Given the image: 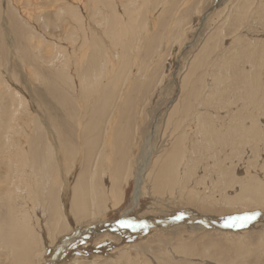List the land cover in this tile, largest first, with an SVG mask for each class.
I'll use <instances>...</instances> for the list:
<instances>
[{"label": "bare ground", "instance_id": "6f19581e", "mask_svg": "<svg viewBox=\"0 0 264 264\" xmlns=\"http://www.w3.org/2000/svg\"><path fill=\"white\" fill-rule=\"evenodd\" d=\"M17 1L20 3L18 7L13 4L14 0H7L10 11L7 13L6 24L10 26H8L10 31L6 34L0 32V74L5 62L9 67L19 63L27 67L31 65L48 67L52 74L49 83L54 105L52 109L63 110L61 124L63 121L70 125L74 133L76 128L81 130L76 135L73 133V136H77L79 144L75 145V143L71 146V143L64 139L63 134H59V138L56 136L50 125L51 116L45 117L43 113L41 114L43 118L38 115L34 122L29 123L28 126H34L31 133L26 123L20 126L18 131L16 130L19 138H13L12 133L18 120L14 122L13 119L19 114V117L22 115L18 114L20 107L18 109L15 104H19L20 99L15 97L16 91L3 88L5 84L1 85L0 250L11 264H41L44 260L42 257L45 254V247L43 248L42 233L39 230L41 218L36 214L38 210L42 211L44 218L49 214L45 227L48 229V238L52 241V246L60 241L58 237L60 238L69 230L68 214H71L75 224L84 226V231L89 230L88 237L108 230L114 232L125 230V232L134 233L131 231L141 228H124L120 226L119 221L110 223L106 220L110 211L120 208L126 198L122 189L123 180L116 176L118 171L113 165L115 151L113 144L109 143L110 130L117 120L115 118L118 114V104L124 92L126 93L125 89L130 90L137 74L146 69L144 60L139 58L144 49V35L148 34L149 16H153L158 5H162L164 10H170L173 4H176V0H159L156 7H153L155 0H31L32 3L30 0ZM254 1L247 0L246 5H252ZM2 2L0 0V12H2ZM245 6L241 7L238 13H245L247 11ZM154 18L155 26L160 27L161 18L157 15ZM16 22L17 26L14 27ZM43 38L46 40H42ZM153 39L148 37L147 41L150 45ZM159 40L162 41V39ZM253 45L255 44L252 43L251 46ZM38 50L41 52L38 53ZM247 51L250 49L240 52L242 54L239 53L238 56L241 55L249 63L251 62L250 65L254 70L253 72L250 70L251 72L247 74L244 72L246 75L243 76L237 75L232 81L235 86L242 89L241 92L238 91L237 100L231 103L229 100H223L227 103L226 105L229 103L234 109L242 102L236 110L229 109L228 113L233 123L228 128L221 129L219 126L207 124V117L203 115L205 113L199 112L198 118H195V128L198 131L196 134L201 133V137L199 135L198 138H188L187 130H185L187 128H181L184 117L188 118L189 114L185 109V114L179 117L183 119L178 121V130L181 132H178V139H174L173 142L168 141L170 148L167 149L169 150H166L168 146V144L165 146L166 141L159 147L154 146L155 143L151 141L157 129L155 126L154 132L150 133L144 145V155L140 161H137V170L132 169L130 158L127 159L131 168L123 174L124 182L134 171L135 189L133 208L124 213L123 220H130L131 212L137 209L149 178L155 181L152 195L155 193V196H159L156 193L162 190L169 188L168 191L171 192L175 187H180L181 191L187 193V203L196 204L191 207L194 209H185L179 215L183 216L179 223L176 217L138 222L137 225L141 223L146 225L142 231H139L140 233L144 230L152 231L155 227L156 230L158 228L168 232L169 229L179 228L181 225H188L191 232L206 228L231 229L225 226L227 217H225L227 220L221 223L213 216L214 211L211 212L213 209H208V206L215 207L216 203H221L222 208L225 205L226 208L232 207L234 210L243 212L255 210L253 212H258L260 215L245 228L259 229L261 227L262 229L264 227V177L257 173L264 172V128L260 125V116L255 118L254 115L264 101V53L260 56L259 50H254L253 53H247ZM16 52L19 57L15 59ZM257 55L258 57L255 58ZM26 57H29L30 61H25ZM234 67L237 73L238 67L231 66L232 69ZM202 79L201 85L204 83ZM214 82L219 83L216 78ZM213 83L206 85L209 87L206 96L208 100L215 93L214 89L221 96L219 85ZM199 90L195 87L192 96L196 97ZM21 97L23 96L19 98ZM9 100L14 102L7 106ZM24 105L26 106V102ZM187 108L191 109L189 105ZM126 109L128 111V107ZM173 111L174 114L180 115L177 108ZM19 122L21 121H18V125ZM187 144L189 146L186 157L182 154L183 163L177 166V157L183 152L182 147ZM246 148L251 149L252 155L248 151L251 156L242 152V149L246 150ZM79 150H83L85 154L80 159L84 165L74 168L73 164L80 162L75 155ZM162 150H165V155L160 156ZM201 151L207 153L204 155L202 164L199 162ZM208 151L212 155V160ZM238 153L246 157L243 160L235 157ZM220 154L225 157V160L235 157L239 164L232 161L228 164L224 159L219 162ZM260 158H262L260 162L263 161L261 163L258 161ZM64 167H68L65 175H63ZM197 170L200 171V177L197 178L199 180H193L192 176L197 175L194 174ZM206 179L212 180L210 187H213L212 195L207 194L206 191L202 192L203 190L199 193L188 190L189 183L195 187L196 184L205 183ZM66 193L69 194L66 195ZM34 220L37 223H33ZM236 229L241 228L236 227ZM77 237L79 236L72 240V244L77 242L74 246L58 247L64 250L59 253L60 250L57 249L52 259L44 263L61 264L62 258H66L67 253L77 250L79 243Z\"/></svg>", "mask_w": 264, "mask_h": 264}, {"label": "rangeland", "instance_id": "374dc122", "mask_svg": "<svg viewBox=\"0 0 264 264\" xmlns=\"http://www.w3.org/2000/svg\"><path fill=\"white\" fill-rule=\"evenodd\" d=\"M2 1L0 32L6 34L10 31L8 29L10 26L6 24V17L7 13L10 11V5L7 0ZM158 1L159 0L154 1L153 7L157 6ZM246 3L247 0H176V4H173L170 10H164L162 5H158L153 12V16L155 17L157 15V17L159 16L161 18L162 25L160 27H156L155 18L152 15L149 16L147 25L148 34L147 36L144 35V49H142V54L139 58L142 59V61L144 60L143 62H145L147 70L145 69L144 72L142 71L137 74V77H135V80L131 84L130 90L124 88L126 93L124 92L123 97L120 99L121 101H119L118 114L115 118L117 119L115 124L118 123L119 125L116 124V127L114 124L110 130L109 143L113 144V150L115 151L113 155V165L117 169L116 171H118L116 176H118L121 181L123 180L122 189L127 199L125 198L120 208L112 210V212L110 211L107 215L108 219L106 217L108 222L115 223L123 220V216L126 214L125 212L133 208L135 175L134 171H132V175H129L127 181L124 182L125 177L123 174H126L127 169L131 168L127 159L130 158V162L133 165L132 169L134 168L133 170H137V161H140L144 155V145L150 133L154 132L155 126H157V129L156 132L153 133L151 141L153 140V144L155 143L154 146L157 147L162 143L164 144L166 141L165 146L168 144L166 150H169L167 149L170 148L168 141L173 142L174 139H178V132H181L178 130V121L183 119L179 117L185 114V109L187 114H189L187 115L188 118L184 117L181 128H187L185 130H187L188 138H198L199 135V137H201V133L196 134L198 131L195 128V118H198L199 115L197 116V114L199 112L205 113L203 115L207 117V124H212L216 127L219 126L221 129H226L233 123L228 113L231 108L229 103L237 100L236 98L239 96V92H241L242 89L235 86L232 81L235 80L237 75L243 76L254 70L252 65H250L251 62L249 63L243 56L242 58L241 55H238L246 49H250L247 53H253L254 50H259L258 53H260V56L264 53V0H255L253 4H249V6L246 5ZM13 4L18 7L20 3L14 0ZM244 6L245 8L247 7V11L244 9L245 13H238L240 12L239 9ZM237 21L238 23L241 22L238 24L236 23ZM15 26H17V22L14 24V27ZM155 35H157V37ZM161 35L163 37L165 35L164 39ZM149 36L154 38L151 45L148 43L149 41H147ZM158 38L162 39V41ZM44 39L45 38L42 40ZM252 43L255 45L251 46ZM41 50L37 52L39 53ZM18 55V52H16L14 58L16 59V57H19ZM257 57L258 55L255 58ZM28 59L29 57H26V59L24 58L27 62L30 61ZM139 61L140 60H138V62ZM231 66L232 68L233 66L238 67L237 73L235 72L236 68L234 67V70ZM26 67L27 65L24 66L21 63L14 67H9L8 63L5 62L4 65H2L0 74V87L5 84L3 88L16 91L17 95L15 97L20 99L19 104H15L18 109L20 107L18 114H22V117L20 116L22 120L19 117L20 114L13 119L14 122L18 119L14 129L15 131L13 130V133L11 132L13 138H19L17 132L18 128L24 126L26 123L27 129H29L28 131L31 133L30 131H33L32 128H34V126H28L29 123L35 120L38 115L42 117L43 115L41 114L45 113V117L49 118L51 116L50 125L58 138L59 134H63L65 137L64 139L71 143V146H74L75 143V145H78L77 136H73L74 129L63 121L61 124V117L64 116L63 110L59 111L57 109H52L54 105L52 104L51 84H49L52 75L50 69L44 65L41 67L39 65H31L27 67L28 69H26ZM241 70L243 72H241ZM244 72H246V74H244ZM201 78H203L202 80L204 82L202 85L200 81ZM215 78L218 79L219 83H215L217 80L214 82ZM42 80H44V82H42ZM211 82L219 85L218 89L221 96H219L217 90L214 89L213 92L215 91V93H213V95L218 93L216 95L218 97L212 95L208 100L206 96L208 95L207 92L209 87L206 85L207 83L209 85L212 84ZM195 87L196 90H200L197 91L198 95L195 94L197 96L193 97L192 93ZM228 88L231 89L228 90ZM32 91H34V93ZM20 96L23 97L19 98ZM224 99L226 101L229 100L228 105L223 101ZM10 102L11 100L8 101L7 106L11 105L14 101L12 100V102ZM25 102L26 106L24 105ZM124 103H128L127 106ZM241 103L242 102L239 104L241 105ZM122 104H124L125 107ZM239 104L235 106V109L234 107L231 109L236 110ZM187 105H189L191 109H188ZM259 106L261 107H258V110L253 113L256 116L255 118L260 116V125L264 128V101ZM127 107L128 111L126 109ZM175 108L180 112V115H178V113H173ZM123 110H125V112ZM261 112L262 114H260ZM31 113L33 114L29 116ZM119 113H121L120 117ZM45 119L48 121L47 118ZM18 121H21L19 125ZM248 121L247 123H249ZM80 132L81 130L76 128L74 135ZM75 140L77 141L75 142ZM188 146L189 144L182 147L184 153L182 152L178 155L177 166L182 165L184 160L182 154L186 157ZM162 151L163 152H160V156L165 153V150ZM205 151H201L200 153L201 159H199V162L201 164L204 155L207 154ZM248 151L252 155L251 149H242V152L251 156L250 153L248 154ZM109 152H111L110 149ZM208 153L212 160L210 151H208ZM222 154L224 156V153ZM222 154H220L221 157H218L219 159L221 158L219 162L225 158ZM75 155L77 161L80 162H75L73 167H83L84 164H82L80 160L85 156L83 150L76 151ZM235 157L242 158L243 160L246 156L242 157V155L238 153ZM234 158L231 159V157H229L228 160L224 159L225 163L229 164V162L232 161L233 163L239 164V162L236 161L237 159ZM260 160H262V158L258 159L259 162ZM64 168L65 171L63 175L68 172V167ZM199 170L194 173L198 176L193 174L195 176H192V179L194 178L193 180L200 177ZM261 172L262 173H257L261 177H264V175H262L264 172ZM204 182L205 183L201 182L198 185L196 184L195 187L189 183L188 190L197 193L203 190L202 192L205 193L206 191L207 194L212 195L213 187L210 188L212 186V180L206 179ZM154 183V179H148L145 184V193L141 198L140 204L129 216L130 220L136 224L141 221L154 220L155 218L156 220H164L169 219V217H177L182 214L185 209L196 205L187 203V193L186 191H181L180 187H175L173 189L174 192L168 191V188L162 190L163 192L160 191V193H156V195L159 194V196H155V193L152 195ZM67 194L69 193H66V195ZM208 209H213L211 211H214L213 216L221 223L226 221L227 218L229 220V217L244 215L246 212L250 213L255 211L246 210L243 212L234 210L232 207L231 209L228 207L226 208L225 205H223L222 208L221 203H216L215 207L208 206ZM41 213V210L36 211L38 217L41 218L39 230L42 233L43 248L45 247V254H43L42 257V260H44L41 264H43L44 261L45 263H47V261L49 262L52 256L55 255L54 253H56L57 249L60 250L59 253L64 250V248H61V250L58 247L70 245L69 247L71 248L74 246L77 242L72 244V240L77 235L79 236L77 237V241L79 242L77 250L74 249V252L67 253V255H65L66 258H62L61 264H264V227L262 229L261 227H258L259 229L252 227L246 229L243 227L240 230L234 227V231L231 232H222L217 230V228H206L205 230L191 232L188 225H181L179 228L169 229L168 232H164L158 228L156 230L155 227L152 231L146 232V230H144L143 233L139 232V234L129 233L128 231L125 232V230H122V232L108 230L88 237L90 234L89 230L84 231V226L75 224V220L72 219L73 217L71 214H66L69 221V232L63 233L60 238L58 237L60 241L57 242L58 244L56 243V245L52 246V241L48 238V229L45 227L49 220V214L47 212L46 214L48 215L44 218V214L42 213V215ZM32 222L37 223L36 220ZM243 238L245 239L243 240ZM80 245L83 246L81 247ZM40 247H42V245ZM222 259H224L225 262ZM0 264H11V261L6 258V255H3L1 250Z\"/></svg>", "mask_w": 264, "mask_h": 264}, {"label": "snow or ice", "instance_id": "6c2138e0", "mask_svg": "<svg viewBox=\"0 0 264 264\" xmlns=\"http://www.w3.org/2000/svg\"><path fill=\"white\" fill-rule=\"evenodd\" d=\"M259 215L260 214L258 212H253V213H246L244 215L230 217L229 220L225 223V226L243 228L246 227L248 224L252 223L254 220H256ZM182 218H183L182 215L176 217V219H182ZM119 224L121 227L124 228L146 227V225L143 223L137 225L135 222L131 220H121L119 221Z\"/></svg>", "mask_w": 264, "mask_h": 264}, {"label": "water", "instance_id": "95a60500", "mask_svg": "<svg viewBox=\"0 0 264 264\" xmlns=\"http://www.w3.org/2000/svg\"><path fill=\"white\" fill-rule=\"evenodd\" d=\"M181 221V219H179V221L177 223H179ZM143 228H139L138 230H132L131 232H134V233H137L139 231H142ZM232 229H234V227H231V229H219V230H222V231H231Z\"/></svg>", "mask_w": 264, "mask_h": 264}]
</instances>
